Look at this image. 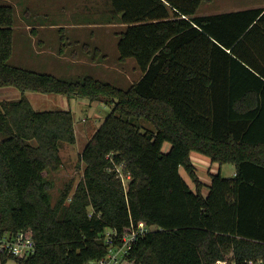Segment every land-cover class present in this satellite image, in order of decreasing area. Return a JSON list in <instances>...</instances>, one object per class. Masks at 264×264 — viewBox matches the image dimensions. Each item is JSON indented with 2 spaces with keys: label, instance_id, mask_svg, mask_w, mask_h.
Listing matches in <instances>:
<instances>
[{
  "label": "trees",
  "instance_id": "obj_1",
  "mask_svg": "<svg viewBox=\"0 0 264 264\" xmlns=\"http://www.w3.org/2000/svg\"><path fill=\"white\" fill-rule=\"evenodd\" d=\"M109 1L125 26L118 61L142 73L126 89L10 66L14 11L0 5V88L20 93L0 101V235L27 230L34 242L2 264H88L106 255V231L131 224L152 228L132 264H264V9L198 16L205 0ZM28 91L112 108L79 155L80 181L54 204L47 175L60 145L76 142L73 115L35 111ZM191 152L234 165L235 177L211 176L204 198Z\"/></svg>",
  "mask_w": 264,
  "mask_h": 264
},
{
  "label": "rangeland",
  "instance_id": "obj_2",
  "mask_svg": "<svg viewBox=\"0 0 264 264\" xmlns=\"http://www.w3.org/2000/svg\"><path fill=\"white\" fill-rule=\"evenodd\" d=\"M263 1L211 0L208 2L205 0L199 4L196 15H213L228 10L230 12L237 9H250L261 6ZM0 5H9L14 11V58L9 60L8 64L10 66H18L36 73H48L59 79L71 82L82 81L86 77H91L121 89L128 88L138 80L140 70L133 59H127L124 63L118 61L117 42L119 34L124 32L125 28L119 23L120 15L114 13L109 0H9V3L6 0H0ZM36 23H41L42 25L63 23L82 26L68 28L62 32L59 29L52 28L41 30L39 34H44L48 37V40L43 45H39L38 41L34 44L33 41L31 42L27 38L26 41L22 38L21 41H18L21 35L26 34L23 30V25ZM62 47L66 50V54H69L68 56L59 55ZM73 52H76L77 58L75 59L76 62L72 64L68 60L71 59ZM51 53L57 54L56 56L60 59L65 58V63L53 60L56 63L51 64L52 70L46 68L48 65L45 62V58ZM121 68L125 69V73L119 76L117 70ZM132 68H135L136 71L132 70ZM6 88L12 87H2L0 92L1 90H6ZM25 96L35 111L55 110L58 105L59 108L63 107L60 106L62 95L28 91ZM2 98L0 95V101ZM3 100H6V98ZM8 101H14V99L8 98ZM84 101V99L78 98L70 106L74 120L76 142L73 145H60L61 167L57 171H49L47 175V179L51 184L49 197L53 204L58 198L60 191L67 184H71L74 189L80 181L83 164L79 163V155L92 134L98 129L112 109L111 106L100 101ZM84 103L89 106L85 107ZM63 108L66 111L68 110L66 107ZM139 123L144 129H152V126L146 121L140 120ZM169 150L170 144L164 143L161 149L162 153H167ZM192 159L198 168L200 180L203 183H210L209 176L205 171L206 168L202 166L203 163L198 162L195 158ZM213 166L215 167L212 169L216 173L215 168L218 165ZM231 167L230 164H225L222 167L221 175L223 178L229 175L226 173ZM179 174L188 187L194 186V183L182 168L179 169ZM208 190L207 188L204 191L205 195H207ZM6 264L16 263L9 260ZM125 264L132 263L126 262Z\"/></svg>",
  "mask_w": 264,
  "mask_h": 264
},
{
  "label": "crops",
  "instance_id": "obj_3",
  "mask_svg": "<svg viewBox=\"0 0 264 264\" xmlns=\"http://www.w3.org/2000/svg\"><path fill=\"white\" fill-rule=\"evenodd\" d=\"M6 2L7 3H9V0H6ZM2 4H5V3H2ZM252 8H263L264 9V1H263V3L261 4V6H259V7H252ZM239 10H242V9H237V10H235V11H239ZM245 10V9H244ZM226 12H229V10L228 11H226ZM230 12H233V11H230ZM222 13H225V12H222ZM215 14H217V13H215ZM55 25H42L41 23H36V24H26V25H23V30L26 32V34L24 35H21L20 37H19V39H18V41H21V38L22 39H24V41H26V38L30 41L31 40V42L33 41V43L35 44V42L37 43V41H38V43H39V45H43L47 40H48V37L46 36V35H44V34H39V32L41 31V30H47V29H49V28H52V29H59L61 32L62 31H64V30H66V29H68V28H74V27H80V26H82V25H75V24H63V23H54ZM122 27H124L125 28V26H123L122 25ZM13 28H14V26H13ZM28 33V34H27ZM28 35V36H27ZM63 40H65L64 38H62ZM56 53H57V51H56ZM58 54V53H57ZM56 54V55H57ZM56 55H54L53 53H51L50 55H48L47 56V58H45L46 60H45V62L47 63V67L46 68H48L49 70H52L51 68H52V63H56V62H54L53 60H55V61H58V62H60V61H62L63 63H65V58H62V59H60V58H58ZM59 55H61V56H68L69 54H66V50L64 49V47H62L61 49H60V51H59ZM71 55V54H70ZM55 56H56V58H55ZM14 58V47H13V37H12V55H11V58H10V60H12ZM77 58V55H76V52H73L72 53V57H71V59L70 60H68L69 62H71L72 64L74 63V62H76V59ZM19 62H20V60H18ZM17 62V61H16ZM122 63H124V62H122ZM256 64H257V66H259V67H262V68H264V66H263V63L262 62H259V64H258V62H256ZM15 67H18V66H15ZM19 68H21V67H19ZM23 69V68H22ZM132 70H134V71H136V69L135 68H132ZM116 71V70H115ZM118 72H117V74L120 76V75H124V73H125V69L124 68H121V69H119V70H117ZM35 72V71H34ZM140 72V74H139V76H138V80L141 78V76H142V73H141V71H139ZM46 74H48V73H46ZM49 75H51V74H49ZM52 76H54V75H52ZM56 77V76H55ZM0 95L3 97L1 100H3L4 98H6V100H8V98H10V99H14V100H18L19 99V97H20V93H19V91L17 90V89H15V88H6V90H1V92H0ZM76 99H78V97H74V98H67V97H65V96H62V98L60 99V106H63V107H66V108H68V110L67 111H69L70 110V112L72 113V109H71V103L72 102H74ZM80 99H84L85 101H87V99H85V98H80ZM62 101V102H61ZM70 101V102H69ZM84 101V102H85ZM31 104V103H30ZM85 107L86 106H89V105H87L86 103H84L83 104ZM31 106H32V104H31ZM59 106V105H58ZM57 106V109H55V110H58V109H60V108H62V109H60V110H64V108L63 107H58ZM55 110H51V111H55ZM66 111V110H65ZM169 144V143H168ZM195 154H197V155H201V154H199V153H196V152H191L190 153V160H191V163H192V165L194 166V168H195V172H196V175H197V177H198V179H199V181H200V183L202 184V189H201V195L205 198V197H207L208 196V193H209V190H208V193H207V195H205V193H204V191L205 190H207V188L209 189V186H210V184H211V176H213V175H215V174H222V167L224 166V165H219V164H217V163H213V162H211L210 161V159L208 158V157H206V156H203V155H201V156H197V155H195ZM192 158H195L198 162H202L203 164H202V166L204 167V168H206V173H207V175L209 176V180H210V183H203L201 180H200V177H199V175H198V168H197V166H196V164L194 163V161H193V159ZM208 163V164H207ZM213 165H218V167L217 168H215V172L216 173H214V169H212L213 167H215V166H213ZM231 165V164H230ZM232 167L230 168V170H227V173L226 174H229V175H226V177H224V178H227V179H231V178H234L235 177V175H236V169H235V166L234 165H231ZM226 169H228V168H226ZM212 172V173H211ZM222 176V175H221ZM209 184V185H208ZM189 188L193 191V192H195V184H194V186L193 187H191V186H189Z\"/></svg>",
  "mask_w": 264,
  "mask_h": 264
},
{
  "label": "built area",
  "instance_id": "obj_4",
  "mask_svg": "<svg viewBox=\"0 0 264 264\" xmlns=\"http://www.w3.org/2000/svg\"><path fill=\"white\" fill-rule=\"evenodd\" d=\"M125 183V180L122 179ZM152 228L146 226H133L125 230L122 234L106 231L103 235V242L107 248L106 255L88 264H125L127 256L132 249L134 242L150 232ZM34 242L30 231L22 230L13 235H0V264L3 255L16 258H26L33 254ZM245 264H263L262 261H248Z\"/></svg>",
  "mask_w": 264,
  "mask_h": 264
}]
</instances>
